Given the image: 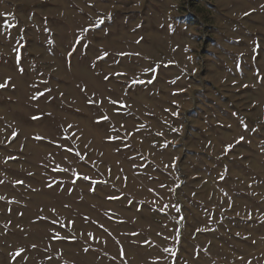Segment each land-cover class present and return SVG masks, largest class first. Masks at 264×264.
<instances>
[{"label":"rangeland","instance_id":"1","mask_svg":"<svg viewBox=\"0 0 264 264\" xmlns=\"http://www.w3.org/2000/svg\"><path fill=\"white\" fill-rule=\"evenodd\" d=\"M0 264H264V0H0Z\"/></svg>","mask_w":264,"mask_h":264},{"label":"snow or ice","instance_id":"2","mask_svg":"<svg viewBox=\"0 0 264 264\" xmlns=\"http://www.w3.org/2000/svg\"><path fill=\"white\" fill-rule=\"evenodd\" d=\"M4 85H0V87H3Z\"/></svg>","mask_w":264,"mask_h":264}]
</instances>
